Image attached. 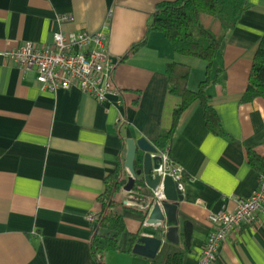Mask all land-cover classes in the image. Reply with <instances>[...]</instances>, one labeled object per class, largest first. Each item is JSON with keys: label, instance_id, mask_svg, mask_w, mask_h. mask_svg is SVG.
<instances>
[{"label": "crops", "instance_id": "0c3cea01", "mask_svg": "<svg viewBox=\"0 0 264 264\" xmlns=\"http://www.w3.org/2000/svg\"><path fill=\"white\" fill-rule=\"evenodd\" d=\"M159 1L0 0V264H99L89 247L87 215L98 212L105 178L124 158L127 138L143 136L156 147L159 133L170 128L181 98L169 91L167 62L190 65V88L205 73L203 59L174 53L161 31L148 29ZM82 28L107 35L119 103L109 93L103 105L77 86L42 90L33 70L3 53ZM263 33L264 0H248L220 41L211 67L212 74L222 69L220 80L207 92L224 133L207 127L197 100L179 115L168 145L184 169L179 241L163 236L154 258L133 252L131 237L146 229L140 212L120 205L126 231L120 248L105 252L101 264L162 262L183 248L185 223L191 238L182 264H195L209 230L208 210H232L256 187L261 173L249 164L247 150L264 157V98L241 97ZM122 195L120 189L116 199L123 201ZM210 264H264V214L223 240Z\"/></svg>", "mask_w": 264, "mask_h": 264}, {"label": "trees", "instance_id": "16d2710c", "mask_svg": "<svg viewBox=\"0 0 264 264\" xmlns=\"http://www.w3.org/2000/svg\"><path fill=\"white\" fill-rule=\"evenodd\" d=\"M248 6V0H161L157 2L149 21L148 29L161 31L169 40L174 53L199 57L205 61L204 77L196 88L188 85L190 65L186 62L171 60L165 71L169 91L179 95L181 101L173 108L169 129L162 130L155 140L156 148L164 149L169 145L181 112L193 101L202 106L207 127L215 133H224L217 112L210 102L207 86L220 80L222 69L212 74V64L219 50L220 41L236 24ZM144 40L133 44L129 51L138 47ZM257 96L264 98V33L257 44L249 73L248 84L242 94V100H251ZM123 159L118 157L115 168L105 178L104 191L99 195L100 208L96 220L92 223L89 247L99 264L107 251L117 250L119 237L126 231L124 216L116 194L126 181ZM247 159L251 167L264 175V157L255 150H247ZM141 165L136 159L135 166ZM137 184H143L141 176L136 177ZM138 234V233H137ZM137 234L131 237L135 241ZM183 248L167 254L162 262L156 264H182L184 251L190 249L191 226L183 225Z\"/></svg>", "mask_w": 264, "mask_h": 264}, {"label": "built area", "instance_id": "2783aa9c", "mask_svg": "<svg viewBox=\"0 0 264 264\" xmlns=\"http://www.w3.org/2000/svg\"><path fill=\"white\" fill-rule=\"evenodd\" d=\"M106 40L107 35L103 29L91 31L82 28L66 33L56 31L48 44L27 40L15 48L5 49L3 53L23 69L33 70L40 89L54 91L59 87L77 86L84 93L92 95L97 102L106 105L109 93L117 95V103L121 100L111 79L114 62ZM151 156L155 157L152 174H158L161 179L165 175L171 176L177 190L182 192L184 169L170 156L169 146L156 148ZM144 193L150 200L149 206L157 200L165 199L162 183L154 190L145 189ZM132 197L136 198L134 193ZM263 204L264 175L260 174L256 187L247 196L238 199L234 209L208 210L206 219L209 230L195 264H210L223 240L233 235L243 224L251 223L256 214H264ZM96 213L89 212L87 219L93 223ZM141 227L144 229L148 226L142 222Z\"/></svg>", "mask_w": 264, "mask_h": 264}, {"label": "water", "instance_id": "95a60500", "mask_svg": "<svg viewBox=\"0 0 264 264\" xmlns=\"http://www.w3.org/2000/svg\"><path fill=\"white\" fill-rule=\"evenodd\" d=\"M155 150L156 147L143 136L127 138L123 162L126 181L121 188L126 206L140 212L141 223L148 226L145 231L137 234L132 251L148 258L155 257L163 236L173 243L179 241L177 207L182 199V193L175 187L171 176L165 175L161 179L158 174H152L155 157L151 156V152ZM136 159L141 161L139 167L135 166ZM137 176L143 178V184L136 183ZM160 183L165 199L157 200L149 206L150 200L144 191L154 190ZM133 193L136 198L132 197ZM150 227H155L153 232H149Z\"/></svg>", "mask_w": 264, "mask_h": 264}, {"label": "rangeland", "instance_id": "374dc122", "mask_svg": "<svg viewBox=\"0 0 264 264\" xmlns=\"http://www.w3.org/2000/svg\"><path fill=\"white\" fill-rule=\"evenodd\" d=\"M150 232V231H149Z\"/></svg>", "mask_w": 264, "mask_h": 264}]
</instances>
